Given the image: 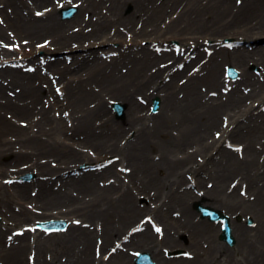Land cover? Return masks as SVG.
<instances>
[{"label": "bare ground", "instance_id": "bare-ground-1", "mask_svg": "<svg viewBox=\"0 0 264 264\" xmlns=\"http://www.w3.org/2000/svg\"><path fill=\"white\" fill-rule=\"evenodd\" d=\"M72 2H77L75 13L60 19L59 6ZM128 4L133 9L125 14ZM179 6L178 16L161 26ZM0 15V36L10 29L28 39L29 50L19 47L24 58L52 52L50 46H37L40 36L72 58L68 65L48 62L47 73L0 68V215L5 221L0 264H131L128 250L117 248L104 260L91 256V249L99 239L103 251L145 215L163 225V235L145 225L124 246L145 249L161 264H169L161 253L165 247L180 246L178 233L187 234L191 255L170 260L176 264H264V44L220 49L221 60L232 62L241 76L226 93L215 51L210 57L203 53L205 41L216 48L224 35L264 38V0H0ZM141 36L149 45L138 42ZM161 37L179 38L178 53L164 48L163 41L151 45ZM112 42L118 47L105 53L117 55L103 59L99 48ZM1 44L0 62L13 60V51ZM249 63L260 67L259 75ZM154 96L160 100L156 114L147 111ZM110 101L125 106L122 120L111 115ZM213 128L227 134L225 139H239L243 156L209 140ZM199 155L205 161L200 163ZM109 157L100 170L79 167ZM28 171L34 175L29 182L3 180ZM191 179L194 187L183 188ZM140 194L152 207L136 205ZM200 199L233 217L232 247L215 240L211 223L196 219L191 205ZM247 215L253 226L237 221ZM50 217L77 223L53 238L8 233Z\"/></svg>", "mask_w": 264, "mask_h": 264}, {"label": "rangeland", "instance_id": "rangeland-1", "mask_svg": "<svg viewBox=\"0 0 264 264\" xmlns=\"http://www.w3.org/2000/svg\"><path fill=\"white\" fill-rule=\"evenodd\" d=\"M125 10H126V12H130L131 11V8H129L128 6H126L125 7ZM173 11V10H172ZM177 9H176V11L175 12H173L171 15H169V16H167V17H165V19L161 22V26H165L166 25V23L170 20V18L173 16V17H175L176 15H177ZM171 34H166L164 37H166V38H168V36H170ZM198 35V34H197ZM200 35V34H199ZM125 36H126V38H127V40H129L130 39V37H131V34H130V32H128V34L126 33L125 34ZM153 36V34L151 35V37ZM202 36V35H201ZM165 38V39H166ZM163 38L161 37V38H159V40H162ZM179 38H177V39H170V40H172V41H170L169 40V42L168 41H166L167 43H171V44H173V43H176V44H178L179 42V40H178ZM219 39L222 41V39H234V37L233 36H231V35H229V36H221V37H219ZM159 40H157V41H159ZM164 40V39H163ZM162 40V41H163ZM219 40V41H220ZM260 40H262L261 38H258V39H255V40H248L250 43H244V45H246V46H249L248 44H250L251 46H253V45H255L257 42H260ZM139 42H141V44L142 45H148L149 44V41H148V38L146 37V36H141L140 38H139ZM209 42L210 41H208L207 40V42H206V47L208 46V44H209ZM11 44V43H10ZM246 46H244V47H246ZM14 55H17V52L14 54ZM20 55V54H19ZM165 59H167V58H165ZM36 61V60H35ZM224 62H225V60H224ZM224 62H221L220 64H221V66H222V64H224ZM230 63V62H229ZM253 63H250L249 65H248V67L251 69V71H253V72H256L254 69L255 68H253V67H251V65H252ZM255 64V63H254ZM228 65H232L231 63L230 64H228ZM233 66V65H232ZM255 67H256V69L259 67V66H257L256 64L254 65ZM122 67V66H121ZM235 69H236V67H234ZM238 70V69H237ZM258 72H259V68H258ZM149 103H151V100H150V102ZM94 104H91V106H93ZM150 112V111H149ZM112 115H114V112H113V110H112ZM113 117H115V119H117V120H121V119H123V117H120V118H117L116 116H113ZM214 129V128H213ZM211 130V134H210V137H209V140L210 139H212L213 137H212V132L214 131V130ZM216 129V128H215ZM233 141H231L232 143H238V140H236V139H232ZM223 144V146H224V143H223V141H219L218 143H216V145H222ZM90 150H92V152H93V154H94V151L96 152V155L98 154V150H94L93 151V149H90ZM91 152V151H90ZM99 155V154H98ZM201 156H197V160H199V158H200ZM207 165H208V163H207ZM207 165H203V167L204 166H207ZM30 173V172H29ZM205 179H206V181L208 180V178H207V176H205ZM211 183V182H210ZM203 201H205V200H200V202L202 203ZM150 203V204H149ZM136 205L139 207V208H144L145 206L147 207H152V205H151V202L144 196V195H140V196H138L137 198H136ZM191 207H192V209L194 210V208H193V205H191ZM218 209V208H217ZM195 211V210H194ZM145 213V211H143L142 213H141V215L142 214H144ZM197 214V213H196ZM229 215V214H228ZM200 219V214H197V219ZM252 219V223H249L248 224V219ZM230 219H232V217H230ZM2 220V219H1ZM67 220V219H66ZM237 221H241L242 222V224L244 225H246V226H251V225H254L255 223H254V220H253V217L251 216V215H247V216H241V217H238V219H237ZM1 223H2V221H1ZM0 223V224H1ZM254 223V224H253ZM3 224H4V222H3ZM215 228H216V231H219V229H218V227H217V225L215 224V223H211ZM13 227V226H12ZM59 232H61V231H59ZM58 232V233H59ZM62 233H66V231H63ZM58 235V234H57ZM47 236V235H46ZM53 236H56V235H50L49 234V236L48 237H50V238H53ZM60 236V235H59ZM176 238H177V240H178V244H180V246H175V247H173V248H169L168 249V253H170V255H173V254H171L172 253V251L174 250V251H178V252H176V254H174L173 256H177V257H173V256H170L168 253H166L167 255V257H169V258H174V259H179V258H182V253H186V245H187V243H188V238H187V235L185 234V233H179V234H177L176 235ZM215 239L219 242V243H222V244H225L226 245V243L224 242V241H222V240H220V238L218 237V234L217 235H215ZM183 245V246H182ZM112 245H109L108 247H111ZM182 246V247H181ZM227 247L229 246V247H231L230 245H226ZM108 247H107V249H108ZM107 249H105V252L104 253H106V251H107ZM141 251V250H140ZM91 252H92V254H94V252H93V248L91 249ZM92 254H91V256H92ZM169 255V256H168ZM97 259V258H96ZM157 263L159 264L160 262L159 261H157ZM170 264H176L175 262H173V261H170Z\"/></svg>", "mask_w": 264, "mask_h": 264}, {"label": "snow or ice", "instance_id": "snow-or-ice-1", "mask_svg": "<svg viewBox=\"0 0 264 264\" xmlns=\"http://www.w3.org/2000/svg\"><path fill=\"white\" fill-rule=\"evenodd\" d=\"M38 15H39V13H38ZM157 231H159V229H157Z\"/></svg>", "mask_w": 264, "mask_h": 264}]
</instances>
